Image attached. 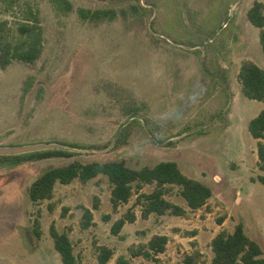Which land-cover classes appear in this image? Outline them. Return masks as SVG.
Segmentation results:
<instances>
[{"label":"rangeland","instance_id":"rangeland-1","mask_svg":"<svg viewBox=\"0 0 264 264\" xmlns=\"http://www.w3.org/2000/svg\"><path fill=\"white\" fill-rule=\"evenodd\" d=\"M64 1H34L44 34L38 60L0 66V148L77 147L70 158L0 166V264H62L52 225L69 233L81 264H98L100 246L114 252L108 264L121 256L131 264H211L212 240L241 222L264 252V184L258 180L264 172L248 130L264 103L241 95L237 75L247 55L264 67L257 59L259 33L247 19L254 1L264 0ZM226 6L235 15L221 22ZM80 9L115 17L84 19ZM15 14L0 9L17 42ZM239 25V57L234 51L225 58L221 51L232 44L222 46ZM111 160L135 169L175 161L186 176L210 186L213 197L191 211L176 187L167 199L186 215L143 219L136 195L113 211L110 184L99 176L85 185L57 183L52 201L29 199L32 183L51 167ZM85 209L93 213L88 229L81 227ZM127 213L136 220L114 235L112 226ZM154 236L168 238L164 253L133 255Z\"/></svg>","mask_w":264,"mask_h":264},{"label":"trees","instance_id":"trees-1","mask_svg":"<svg viewBox=\"0 0 264 264\" xmlns=\"http://www.w3.org/2000/svg\"><path fill=\"white\" fill-rule=\"evenodd\" d=\"M34 1L0 0V9L4 7L7 12L17 13L15 15L21 20L16 29L20 36L17 42L13 41V37H11L9 22L0 20V66L3 69L13 61L34 64L42 52L44 34L39 11L35 9ZM58 1L54 0L55 3ZM64 3L68 10L72 9L68 2L64 1ZM79 13L84 19L95 21L114 19L115 17L114 12L104 10L80 9ZM247 17L249 22L260 31L259 39L264 55V2L255 1L249 9ZM220 73L226 79L225 83H228L227 69L222 68ZM238 80L242 85L243 95L250 100L264 103V69L253 62L245 61L242 63ZM248 130L257 141L258 166L260 171L264 172V109L249 122ZM58 146L62 148L45 149L15 156H0V166H18L26 162L54 157L70 158L73 155L72 150L77 147L68 144H59ZM99 176L106 177L110 184V202L113 211H117L120 206L129 203L130 199L136 195L135 207H141L143 219H148L152 214L158 216L186 215L188 212L184 208L167 199V196L171 195L176 187L191 211L206 207L208 201L213 197V190L210 186L186 176L175 161H163L153 166L146 165L135 169L123 161L111 160L104 163L90 162L87 164L75 162L51 167L32 183L29 188V199L33 204L46 200L52 201L57 183L70 185L73 181L78 180L85 185ZM258 180L264 184V175L260 176ZM146 187H151L152 190L144 192ZM98 204L99 202L94 204V209H98ZM52 208L49 206L50 210ZM135 220V214H125L112 226V233L118 236L127 223H133ZM92 225L93 213L90 209H85L81 227L88 229ZM50 235L62 264H81L75 256L74 246L68 232L60 233L55 225H52ZM167 244L166 236H154L147 244L140 246V250L133 252V255L151 259L164 253ZM211 247L214 254L211 264H264V252L261 245L248 236L242 222L236 225L233 233L225 230L219 232L212 240ZM113 256L112 249L106 246L98 247V264H108ZM116 264H131V261L121 256L116 260Z\"/></svg>","mask_w":264,"mask_h":264},{"label":"crops","instance_id":"crops-1","mask_svg":"<svg viewBox=\"0 0 264 264\" xmlns=\"http://www.w3.org/2000/svg\"><path fill=\"white\" fill-rule=\"evenodd\" d=\"M235 2H236V0H235ZM255 2V1H254ZM262 2V1H261ZM254 4V3H253ZM252 7V6H251ZM250 7V8H251ZM230 6H226L225 7V11L227 10V13L228 14H226L225 15V11H224V13H223V15H224V17H223V19L221 20V22H224V20H226V18H229L230 17V15H232L233 13H235L234 11L231 13V11H230ZM249 8V9H250ZM229 9V10H228ZM249 9H248V11H249ZM248 11H247V13H248ZM233 15H235V14H233ZM227 16V17H226ZM247 19H248V17H247ZM234 22H235V17H234ZM248 23H249V25H250V27L252 28V30L253 31H256V33H257V38H258V33L260 32L259 31V29L258 28H256V27H254L250 22H249V20H248ZM237 25H238V23H237ZM226 26V22H225V24H224V26L223 27H225ZM241 26L239 25V26H237V28H236V32L235 33H233V36H232V38H231V40H229L228 39V37H227V40L229 41V42H227L226 43V40H225V42H224V44H223V46H222V48H224V50H227V46L229 47L231 44H232V46L231 47H229V49L225 52H222L221 51V55H223L225 58H228V56H230L231 54L230 53H232V52H234L233 54H236V55H233L234 56V58H236L237 59V57H239V55H237L238 53H240L239 52V50H240V45H241ZM257 41L259 42V45H260V39L258 38L257 39ZM236 47V48H235ZM232 48V49H231ZM260 49H261V45H260ZM224 58V61H222L223 63H225L226 62V60L227 59H225ZM234 58H233V60H230V62H232L233 61V63H236V60H234ZM261 58V60L264 62V55H263V52H262V49L260 50V54H259V57L257 58L258 60ZM245 61H250V62H253V63H255V64H257L259 67H261L262 69H264V67H262V66H260L259 65V63H257V61H256V59H254L253 57H252V55H247V59H244L243 60V62H245ZM242 62V63H243ZM222 66H223V68H225V69H229L227 66H224L223 64H222ZM241 66H242V64H241ZM241 66L239 67V71H238V74H239V72H240V69H241ZM237 74V75H238ZM229 83H230V78H229ZM241 87H242V85H241ZM242 89V88H241ZM241 95H243V93L241 94ZM264 109V108H263ZM262 109V110H263Z\"/></svg>","mask_w":264,"mask_h":264},{"label":"water","instance_id":"water-1","mask_svg":"<svg viewBox=\"0 0 264 264\" xmlns=\"http://www.w3.org/2000/svg\"><path fill=\"white\" fill-rule=\"evenodd\" d=\"M62 148L58 145H29L15 148H0V156H15L45 149Z\"/></svg>","mask_w":264,"mask_h":264}]
</instances>
